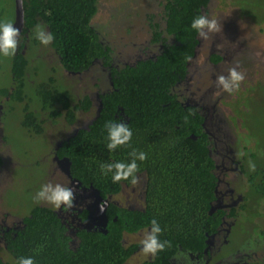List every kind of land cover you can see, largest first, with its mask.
<instances>
[{"label":"flooded vegetation","instance_id":"1","mask_svg":"<svg viewBox=\"0 0 264 264\" xmlns=\"http://www.w3.org/2000/svg\"><path fill=\"white\" fill-rule=\"evenodd\" d=\"M214 4L213 0H207L205 5H200V14L216 16L222 25L221 30L209 33L207 38H202L195 32L196 42L192 47V53L187 57L185 70L182 76L171 84L169 92L174 94L175 100L184 110L194 108L195 113L201 118L199 128L206 134L207 155L212 160L210 168L214 178L213 193L208 199L209 205L203 207L198 204L195 212L193 227L198 224L197 231L201 230L204 238L192 236L183 240L185 244L176 242L175 251L166 260L167 264H264V155L254 160L255 169L250 170V160L246 161L243 155L245 142L238 136L233 123L218 105L222 103V98L226 97L227 91L224 93V89L216 81L217 75H227L229 67H236L244 74L238 88L243 89V83L259 78L260 64L264 63V59L263 55L259 56V51L255 47L249 46V37L241 30L240 22L230 20L231 18L224 16L221 10L215 12L211 10L209 6ZM146 7L150 10H143L144 16L134 20L130 24L131 27L119 26L121 21L114 23L113 27L99 26L98 29L94 26L98 34L97 41L104 50H107V54L101 51V54L94 55L82 71L66 69V76L76 78L70 83L65 82L69 85L66 86V99H69L70 107L75 108L72 113H69L68 109L66 112L73 121L60 123L59 117L54 119L56 120L54 123L47 121L44 124L46 133H43L44 131L42 133L50 140L47 160L51 168L45 179L47 182L55 180L54 183L70 182L74 199L71 209L57 210L43 201L39 203L34 201L30 209L34 206L37 208L43 206L57 218L62 242L69 250L79 251L86 245L85 240L88 237L108 231L110 218L106 211L110 204L117 211L112 217L111 226L114 232L118 228L117 225H121L120 223L115 225L118 214L125 211L136 214L145 208L150 179L146 171L136 172L134 182L132 179L128 182L121 181L116 192L104 196L99 188L91 183L84 185L80 179L72 175L70 157L58 154V149L63 145V140H68L83 129H90L94 120L100 116L106 98L110 101L115 91L119 90L116 79L119 80L120 71L130 66L136 67L142 61H155L160 54L165 53V48L170 44H179L174 33L166 28L163 19L164 9L160 4L154 6V9L148 4ZM240 13L238 11L235 14ZM110 15L113 18L120 16L114 11ZM148 15H151L156 25L152 22L145 26ZM236 19L242 20V17L237 16ZM18 46L20 47V43ZM23 46L20 50L24 54L27 45ZM40 46H36L34 51L39 50ZM43 51L45 50L37 53L36 59L46 64L45 68L52 70L54 66L55 70L65 71L60 61L54 63V60ZM36 70L37 68L30 67L27 62L25 71H21L23 76L16 68L7 71V74L11 73L12 78L6 85L7 93L4 97L0 96V145L4 144L3 117L13 104L20 103V106H23L25 102L23 99L18 101L12 94L16 95L19 85H25V88L32 87L35 83ZM238 89L234 91L237 92ZM23 92L30 94L22 91L21 95ZM7 100L10 102L14 100L12 103L9 102L8 109ZM87 101L90 105L86 103ZM123 106L116 105L112 120H123L128 124L130 117ZM57 107L53 104L45 110L41 108L39 111L41 118L48 120L49 113ZM62 113L64 120V112ZM55 129L60 130L58 134L53 135L52 130ZM189 136L196 140L200 134L191 133ZM4 153L0 151V264H15L16 258L25 255L26 249L28 250L30 246V241L24 236L28 233V222L25 221V217H30L31 214L17 213L16 200L13 199V203L6 200L10 168L13 169L16 161L13 158L11 160L5 158ZM40 162L37 159L35 164ZM66 166L69 167V174L65 172ZM101 205L103 208L106 207L104 216L100 214ZM127 216L131 220V225L143 222L137 217L133 219L131 214ZM131 227V230L122 228L120 231L121 246L124 249H131L130 254L120 264H166L164 258H157L160 250L153 255L144 253L141 249L140 241L150 223L139 225L135 229ZM88 263L94 264L92 261Z\"/></svg>","mask_w":264,"mask_h":264},{"label":"trees","instance_id":"2","mask_svg":"<svg viewBox=\"0 0 264 264\" xmlns=\"http://www.w3.org/2000/svg\"><path fill=\"white\" fill-rule=\"evenodd\" d=\"M11 1L13 5L11 9L0 1V19L14 21V0ZM101 1L22 0L24 21L19 38L20 47L18 46L16 54L11 57L8 70L16 68L22 75L21 71H25L29 62L28 54L31 49L43 45L34 36V28L37 24L43 25L47 31L52 32L54 39L48 45L55 49L57 55L54 57L55 62L60 61L65 70L63 75L58 76L60 70L55 71L54 66L52 70L46 68L48 72L52 71L57 76L49 73L48 80L39 83H37L39 79L35 80L31 92L26 91L31 94L23 92L21 95L25 85H19L16 95L12 94L18 101L22 99L23 102L25 101L22 106L24 112L22 123L30 132L41 134L44 131V124L47 121L56 122L55 118L60 117V123L73 121L66 112L68 109V112L72 113L75 108L70 107L69 99H66V86L69 85L63 82V76L66 74V69L82 71L94 55L101 54V51L107 54V50H104L97 41L98 34L94 30L96 27L93 19L99 12ZM145 1L152 9L157 4L164 9L163 19L166 28L174 33L179 44H170L165 48V53L160 54L155 61H142L136 67L130 66L120 71V78L116 79L119 90L115 91L110 101L106 98L100 116L94 120L90 129H83L68 140H63V145L58 149V154L70 157L72 175L80 179L84 185L91 183L99 188L104 196L116 192L121 181L128 182L132 178L113 182L111 174L101 175L99 164L114 160L127 161L130 159L129 152L133 148L144 151L147 154L146 159L137 161L136 171H146L150 175L144 211L136 214L125 211L118 214L115 225L120 223L124 226L117 225L118 228L114 232L111 224L112 217L117 211L110 204L106 211L110 218L108 231L88 237L85 240L86 245H83L79 251H74L69 250L62 242L57 218L47 208L34 206L28 214L31 216L25 217V221L28 222V233L24 237L30 241V246L28 250L26 249L25 255L21 256H32L35 264H84L90 261L94 264H120L131 252V249H124L120 244L122 228L131 230L133 226L135 229L139 225L150 223L153 218L162 229L158 234L159 238L169 242L163 250L157 252L159 255L157 258H164L166 264L167 257L176 249V242L185 244L183 240L192 236L204 238L202 231H197L198 224L196 227L193 225L198 204L207 207L208 199L213 193L214 178L210 168L212 160L207 155V137L200 131L201 118L195 113L194 108L184 110L175 100L174 94L169 92L171 84L182 76L187 57L192 53V47L196 42V30L190 27V21L200 14V5H205L207 0ZM126 6H121L119 11H113L122 17L133 15L131 23L144 16L141 13L144 9H140V13L130 14L126 12V8L133 5ZM148 16L145 26L153 22L151 15ZM122 20L120 18L114 23ZM256 21L264 22V17H259ZM110 26L113 27L112 24ZM24 44L27 45V49L23 54L20 48ZM39 60L37 62L43 65L44 63ZM7 90V86L2 87L0 96L4 97ZM33 96L36 99L35 106L32 105ZM228 97L222 99L226 100ZM9 102L6 101L7 109L14 100ZM86 103L90 105L89 101ZM53 104L58 107L49 113L48 120L41 118L39 113L41 108L45 110ZM118 104L124 105L129 114L128 126L132 129L133 136L127 146H118L110 152L106 148L104 123L112 120ZM191 133L200 136L194 140L189 136ZM37 209L39 210L36 211ZM128 214H131L133 219L139 218L143 221H140L142 224L131 225Z\"/></svg>","mask_w":264,"mask_h":264},{"label":"rangeland","instance_id":"3","mask_svg":"<svg viewBox=\"0 0 264 264\" xmlns=\"http://www.w3.org/2000/svg\"><path fill=\"white\" fill-rule=\"evenodd\" d=\"M0 1H3L8 9H11L13 6L11 0ZM126 1L102 0L99 4V12H97L93 19L95 26L98 29H100L99 26L109 27V25H113L118 20V17H121L123 20L118 25L131 27L132 25L130 24L133 20V15L128 17H122L121 15L116 16V18L110 15L113 10L119 11L121 6L127 7V4L133 5L126 8V12L130 14L140 13V9L150 10L146 8L147 2L145 0ZM214 2L215 4L211 7L209 6V8L214 12L222 10L224 16L231 18L230 20L234 19L236 23L240 22L239 26H241V30L249 37V46L255 47L259 51V56L263 55L262 57L264 59V22L256 21L257 18L264 17V0H213ZM240 10H244L243 12L246 15L243 13L235 14ZM141 13H144V11ZM237 16L242 17V20L236 19ZM109 20L111 23H108ZM34 50L35 48L31 49L28 54L29 66L37 68L35 71V80L37 81L39 79L37 82L39 83L48 80L49 73H55L52 71L48 72L44 64L41 65L37 62V54H34L33 58ZM41 50H45L43 52L46 56L53 58V62H55L54 57L56 55L53 50L51 51L44 44L40 46ZM10 61L11 57H0V89L8 85V80L12 78L10 72L7 74ZM55 71H59V69ZM259 73L260 76L258 79L249 83H243L244 88L239 89L237 92L234 91L230 94L227 92L226 96L229 97L218 104L224 113H228L227 116L233 123L236 133L245 142V149L243 150V155L246 157L245 160H251L252 162L258 156L264 155V63L262 65L260 64ZM63 74L64 72L61 71L58 73V76ZM66 75L63 76V82L70 83L76 79ZM31 89L32 87L28 86L23 90L25 92L27 90L31 92ZM34 102H36V99L33 96V106H35ZM23 113L20 103H15L6 113L5 117H3L2 123L5 145L0 148L1 152H5V158L9 160L13 158L16 161L13 169L10 168L11 172L7 181L8 193L6 200H11L10 203H13V199H15L18 203L17 213L20 212L21 215L29 211L30 206L34 202L32 199L33 194L41 184L47 182L45 178L51 170L50 162L47 160L50 140L43 133L34 134L30 132L22 123ZM59 130H52L53 135L58 134ZM9 155L11 157H8ZM37 159L41 161L40 164H35Z\"/></svg>","mask_w":264,"mask_h":264},{"label":"clouds","instance_id":"4","mask_svg":"<svg viewBox=\"0 0 264 264\" xmlns=\"http://www.w3.org/2000/svg\"><path fill=\"white\" fill-rule=\"evenodd\" d=\"M220 11V10H219ZM222 11V10H221ZM241 13L245 14L242 10ZM190 27L195 29L197 34L202 38H207L209 33L218 32L221 30L220 20L216 16H209L205 13L198 14L190 21ZM21 29L14 26V22L10 19H0V57H12L16 54ZM34 36L41 44H50L54 37L51 31H47L43 25L37 24L34 28ZM48 47L55 52V49ZM40 48L33 52L37 54ZM53 52V53H54ZM55 54V53H54ZM57 56V55H56ZM11 71V70H8ZM244 79V74L238 71L236 67H229L227 75L219 74L216 77L217 83L227 92L231 93L239 88V82ZM9 81V80H8ZM106 129V148L112 152L118 146H127L132 139L133 131L123 120H107L104 123ZM5 145H0V148ZM147 154L144 151H138L133 148L129 152L127 161L114 160L112 162H101L99 169L101 175L111 174L113 182L127 180L130 177L135 181V173L138 169L137 161H144ZM249 169H255V163L249 161ZM69 183H53L46 182L40 185L35 191L32 199L39 203L41 201L51 204L57 210L71 209L73 205L74 192ZM63 206V207H62ZM103 211V206H100ZM30 210L27 212V214ZM31 213V212H30ZM26 214V215H27ZM162 229L155 218L150 221V227L144 231V236L140 241L141 249L144 253L155 255L157 251L163 250L168 245L167 240H161L159 233ZM16 264H35L32 256H20L16 258Z\"/></svg>","mask_w":264,"mask_h":264},{"label":"water","instance_id":"5","mask_svg":"<svg viewBox=\"0 0 264 264\" xmlns=\"http://www.w3.org/2000/svg\"><path fill=\"white\" fill-rule=\"evenodd\" d=\"M14 10H15V16H14V26L20 28L22 30L23 27V21H24V8L22 4V0H14ZM1 110V105H0ZM69 165V162L67 163V166ZM65 168V172L69 174V167ZM105 208H103V211H100V214L104 216ZM96 211V210H95ZM99 211V210H98ZM93 213V210H91ZM91 213V214H92ZM105 225V224H104Z\"/></svg>","mask_w":264,"mask_h":264}]
</instances>
